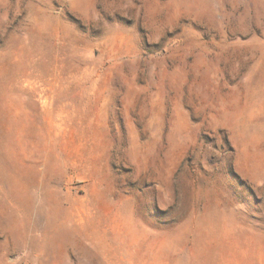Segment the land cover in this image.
I'll use <instances>...</instances> for the list:
<instances>
[{
	"label": "rangeland",
	"instance_id": "1",
	"mask_svg": "<svg viewBox=\"0 0 264 264\" xmlns=\"http://www.w3.org/2000/svg\"><path fill=\"white\" fill-rule=\"evenodd\" d=\"M0 264H264V0H0Z\"/></svg>",
	"mask_w": 264,
	"mask_h": 264
}]
</instances>
